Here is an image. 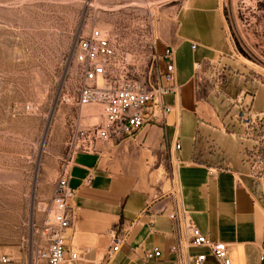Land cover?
Instances as JSON below:
<instances>
[{
  "label": "crops",
  "instance_id": "0c3cea01",
  "mask_svg": "<svg viewBox=\"0 0 264 264\" xmlns=\"http://www.w3.org/2000/svg\"><path fill=\"white\" fill-rule=\"evenodd\" d=\"M165 1L175 3L158 21L157 50L164 42L174 47L179 93L162 96L169 108L162 119L147 120L122 141L97 142L95 152L74 154L69 167L74 216L64 253L86 250V259L104 264H177L169 250L175 242L169 214L177 200L209 239L228 244L230 264H264V180L250 176L256 142L230 118L242 91L251 95L256 109L264 107V81L235 57L224 0ZM217 63L222 66L219 84ZM159 72H165L161 59ZM161 83L171 84L163 77ZM113 227L126 234L109 261ZM154 247L160 255L147 258L145 251ZM198 251L208 253L191 250ZM206 264L217 263L208 256Z\"/></svg>",
  "mask_w": 264,
  "mask_h": 264
},
{
  "label": "rangeland",
  "instance_id": "374dc122",
  "mask_svg": "<svg viewBox=\"0 0 264 264\" xmlns=\"http://www.w3.org/2000/svg\"><path fill=\"white\" fill-rule=\"evenodd\" d=\"M174 3L0 0V264H29L76 130L101 122L98 105H77L78 38L99 28L137 58ZM224 12L239 65L264 81V0H224Z\"/></svg>",
  "mask_w": 264,
  "mask_h": 264
},
{
  "label": "built area",
  "instance_id": "2783aa9c",
  "mask_svg": "<svg viewBox=\"0 0 264 264\" xmlns=\"http://www.w3.org/2000/svg\"><path fill=\"white\" fill-rule=\"evenodd\" d=\"M159 40L158 32L153 33L145 44L139 46V56L134 58L123 41L99 28H92L78 38L73 52L82 72L77 105H98L101 122L76 130L78 137L69 161L55 182L49 204L51 218L43 222L38 233L43 243L35 244L29 264H104L97 259H86V250L71 249L67 255L64 253L66 229L74 216L72 200L76 194L69 185V167L75 153L95 152L96 143L100 141H122L137 132L147 120L162 119L167 114L169 108L163 104L162 96L166 93L177 96L179 87L175 83L174 47L164 42L163 50L158 52ZM160 59L165 62L163 74L159 72ZM199 67L197 64L196 68ZM221 68L220 63L214 67L217 84L222 79ZM161 77L171 84L162 85ZM230 118L243 128L245 137L256 142L250 176L258 181L264 180V107L256 109L251 95L242 91L233 100ZM179 148L176 143L174 149ZM90 179L89 174L84 183ZM169 217L175 233V242L169 250L175 254L177 264H206L208 256L217 264H230L228 244L209 239L179 207L177 200L172 204ZM109 233L112 241L106 255L110 261L123 245L126 233H119L118 227L111 228ZM200 248H206L208 253L191 252ZM159 255L160 251L155 247L145 251L147 258ZM261 256L264 258V250ZM0 260L6 263L10 257L4 255Z\"/></svg>",
  "mask_w": 264,
  "mask_h": 264
},
{
  "label": "bare ground",
  "instance_id": "6f19581e",
  "mask_svg": "<svg viewBox=\"0 0 264 264\" xmlns=\"http://www.w3.org/2000/svg\"><path fill=\"white\" fill-rule=\"evenodd\" d=\"M177 189V187H175Z\"/></svg>",
  "mask_w": 264,
  "mask_h": 264
}]
</instances>
